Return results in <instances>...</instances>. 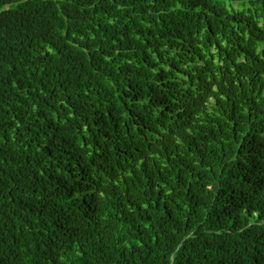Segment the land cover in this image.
I'll list each match as a JSON object with an SVG mask.
<instances>
[{"label": "trees", "instance_id": "trees-1", "mask_svg": "<svg viewBox=\"0 0 264 264\" xmlns=\"http://www.w3.org/2000/svg\"><path fill=\"white\" fill-rule=\"evenodd\" d=\"M0 264H264V0H0Z\"/></svg>", "mask_w": 264, "mask_h": 264}]
</instances>
